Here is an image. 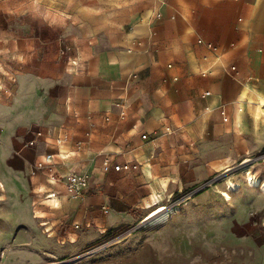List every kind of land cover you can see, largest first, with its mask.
<instances>
[{
	"label": "rangeland",
	"instance_id": "rangeland-1",
	"mask_svg": "<svg viewBox=\"0 0 264 264\" xmlns=\"http://www.w3.org/2000/svg\"><path fill=\"white\" fill-rule=\"evenodd\" d=\"M152 3L0 0V132L15 119V135L48 130L54 143L61 129L68 140L60 150L72 155L56 159L52 168L60 173L77 169L96 189L107 173L101 171L105 157L137 166L116 178L108 193L118 201L100 207L95 221L84 219L81 207L43 206L34 210L44 218L35 217L34 192L7 194L0 180V264H264V193L247 186L241 173L248 165L264 180V131L253 140L242 138L245 132L253 134L247 114L244 131L234 124L243 84L228 81L227 98L212 108L216 93L185 92L179 77L171 78V95L168 80L161 82L151 105L173 114V120L176 104L185 97L201 99L203 106L188 125L165 120L160 129L133 128L143 114L141 100L128 98L141 85L140 72L119 75L114 69L121 67L112 59L136 49L139 42L131 28L142 22V12ZM249 84L264 91V84L253 78ZM207 107L209 115L203 118L200 113ZM142 133L147 137L141 138ZM124 142L128 148L120 147ZM139 149L145 150L155 174L177 180L162 201L175 212L159 226H147L149 209L143 204L150 181L135 157ZM229 178L241 188L226 201L221 193ZM40 185L50 187L42 180ZM55 189L63 192L62 181Z\"/></svg>",
	"mask_w": 264,
	"mask_h": 264
},
{
	"label": "crops",
	"instance_id": "crops-1",
	"mask_svg": "<svg viewBox=\"0 0 264 264\" xmlns=\"http://www.w3.org/2000/svg\"><path fill=\"white\" fill-rule=\"evenodd\" d=\"M149 9L152 10L151 14H147ZM141 19L142 22L134 28L135 30L131 28L139 42L136 49L112 59L121 67L114 69L118 70L119 75H125L129 71L140 72L141 85L132 90L128 98L129 102L137 101L138 97L141 100L143 114L137 121L139 124H134L133 128H142L143 131L149 128L160 129L165 120L173 126L188 125L197 108L203 106V100L185 97L184 102L176 104L173 120L171 118L173 114L156 104L151 105L153 95L157 96L160 91L161 82L168 80L166 89L171 95L173 88L171 78L175 80L179 77L185 92L194 89L195 93L199 94L202 91L211 96L216 93V98L215 96L212 98L215 101L212 99L210 101L209 106L212 108L227 98L228 81L252 87L249 80L253 78L264 84V0H153V3L142 12ZM213 58L215 59L212 62ZM231 66H234L233 70L230 69ZM198 83L205 85H193ZM126 90L127 84L124 92ZM170 98L172 99V96ZM112 104L114 105V103L107 105L108 110H111ZM205 110L209 111L210 108L207 107ZM219 124L220 122H217V125ZM17 125L18 121L13 119L0 132V180L7 194L22 196L27 189L32 190L35 194L32 201H42L37 204L39 210L42 211L43 206L56 209L81 207L87 221L100 220L99 208L118 201L108 192L113 190L116 178L122 173L109 171L97 182L100 191L93 188L81 199L70 202L61 195L56 205L48 204L43 197L46 192L55 190L58 182L52 183L53 176L66 175L70 169L65 167L68 172L64 174L52 168L56 160L51 166L35 168L36 161L49 150L45 148L42 138L32 146L27 145L26 141L33 137L35 130L31 134L25 132L17 136L15 135ZM220 125L222 128V123ZM250 126L253 134L245 132L242 138L251 140L256 138L251 123ZM237 128L238 131H244L245 122L243 128L238 125ZM139 139L136 138L135 143H138ZM67 140L68 137L60 148L65 146ZM120 147L128 148L127 142ZM156 147L157 145L151 146L152 159L155 157ZM144 151L139 149L135 153V157L142 165L144 161L150 163ZM142 153L145 157L139 160L137 155ZM70 155L72 153L67 154L64 159H57L62 162ZM62 165L64 166V162ZM29 172L31 175L27 176ZM41 180L45 186L50 187L41 188ZM33 186H36V190H33ZM41 192L44 193L42 199Z\"/></svg>",
	"mask_w": 264,
	"mask_h": 264
},
{
	"label": "bare ground",
	"instance_id": "bare-ground-1",
	"mask_svg": "<svg viewBox=\"0 0 264 264\" xmlns=\"http://www.w3.org/2000/svg\"><path fill=\"white\" fill-rule=\"evenodd\" d=\"M148 14L152 13V10L149 9L147 11ZM219 59V58H218ZM237 112L234 118V124L243 128L244 126V115L247 114L248 121L254 128V132L256 136H260L262 131H264V107L260 108L259 104L264 106V92L258 91L247 84H243L237 93ZM201 114L203 118L208 116V111H202ZM206 121V120H205ZM203 124V123H202ZM243 130V129H242ZM252 130V129H251ZM155 145V144H154ZM136 155V154H135ZM139 160L144 158L145 155L142 153L141 155H137ZM143 174L150 181L149 184V197L144 200L143 208L149 209L146 220L149 221L147 226H159L161 224H165L168 222L170 217L175 212L174 207L165 206L164 195L167 192V189L170 183H176L177 180L169 177H158L156 174L152 172L151 162L148 161L143 162ZM68 172L67 169H63L61 173ZM241 173L243 174L244 181L246 185L252 188H258V190L264 193V180H261L248 165L241 167ZM67 174V173H66ZM51 175V174H50ZM53 175V174H52ZM62 175V174H61ZM56 176V175H55ZM225 189L222 190V196L224 200H231V193L239 191L241 188V184L235 182L233 180L226 179ZM1 187V184H0ZM3 193L0 191V200L2 199ZM45 201L48 204L56 205L57 199L53 197V199L47 198ZM47 204V203H46ZM37 217H44V213L41 211H37ZM42 224H46L44 221ZM75 239L71 236L69 242H74ZM1 251V250H0Z\"/></svg>",
	"mask_w": 264,
	"mask_h": 264
},
{
	"label": "built area",
	"instance_id": "built-area-1",
	"mask_svg": "<svg viewBox=\"0 0 264 264\" xmlns=\"http://www.w3.org/2000/svg\"><path fill=\"white\" fill-rule=\"evenodd\" d=\"M230 69L233 70L234 66H231ZM224 120H226V118H224ZM49 136H50V132L48 130L44 131L39 129V130H35L33 133V137L26 141L27 145L32 146L36 143L38 139L42 138L45 148L49 150L44 152L40 156V158L36 161L35 168L37 169H41L44 166H51L57 158L64 159L67 157V154H64L65 152H62L60 150V146H62V144L66 140L67 137L66 133L63 132L61 129H58L54 137L55 140L54 143L50 141ZM146 137H147L146 133L141 134V138H146ZM54 145H56V147ZM133 169H137V166L133 164L131 160L124 159L119 161V160H114L113 157H105L102 161V167H101L102 173L108 172L110 170L115 172H129ZM53 180L54 182L52 183L54 184L55 182L62 181L64 190L63 192L60 189L48 191L44 195L45 196L43 198L44 200L47 198L53 199V197L58 199L61 195H64L66 198L78 200L81 199L84 195H86L91 189H93L96 184V183L91 184L90 180L87 179L83 174H81V172L77 169H70L66 175H62V176L58 175L56 177L53 176ZM41 202L42 201L40 202H36L35 200L32 201L33 213L35 217L37 213L35 212L34 209L37 208V210H39L37 204ZM104 212L106 213L107 210L105 209ZM89 225L90 223L87 222L86 227H89ZM77 226L78 223H75V227ZM102 231L105 230L103 229Z\"/></svg>",
	"mask_w": 264,
	"mask_h": 264
}]
</instances>
